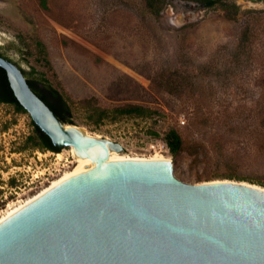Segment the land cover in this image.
I'll return each mask as SVG.
<instances>
[{
  "label": "rangeland",
  "instance_id": "obj_1",
  "mask_svg": "<svg viewBox=\"0 0 264 264\" xmlns=\"http://www.w3.org/2000/svg\"><path fill=\"white\" fill-rule=\"evenodd\" d=\"M163 1L153 14L145 0H0V55L46 80L71 125L119 143V154L163 156L189 184L264 188V2ZM126 105L148 112L96 122ZM170 129L183 140L175 157ZM33 135L24 113L0 103V214L74 167L70 148L33 146Z\"/></svg>",
  "mask_w": 264,
  "mask_h": 264
},
{
  "label": "water",
  "instance_id": "obj_2",
  "mask_svg": "<svg viewBox=\"0 0 264 264\" xmlns=\"http://www.w3.org/2000/svg\"><path fill=\"white\" fill-rule=\"evenodd\" d=\"M0 68L52 146L86 158L0 222V264H264V188L185 183L170 159L108 161L119 143L62 123L16 64Z\"/></svg>",
  "mask_w": 264,
  "mask_h": 264
},
{
  "label": "trees",
  "instance_id": "obj_3",
  "mask_svg": "<svg viewBox=\"0 0 264 264\" xmlns=\"http://www.w3.org/2000/svg\"><path fill=\"white\" fill-rule=\"evenodd\" d=\"M194 2L203 8H209L216 4L222 3L226 0H181ZM42 6L45 9L44 0H41ZM163 0H145L146 8L153 14H158L163 8ZM1 56V55H0ZM23 75L25 72L21 69ZM26 81L31 90L49 107L54 115L64 124H72L71 112L68 104L58 91L53 88L46 80H34L26 78ZM85 102H88L86 100ZM0 103L10 104L14 107L17 112L27 113L15 99L5 74V71L0 68ZM147 109L135 105H126L122 107H116L111 111L100 110L98 111V118L96 122L106 118L109 114L113 118L120 116H143L146 114ZM34 135L29 136L28 140L33 142V146L47 149L52 152H59L58 149L54 148L51 144L50 139L45 135L31 120ZM37 140V141H34ZM164 143L169 153L175 157L183 150V140L175 129H170L164 136Z\"/></svg>",
  "mask_w": 264,
  "mask_h": 264
},
{
  "label": "bare ground",
  "instance_id": "obj_4",
  "mask_svg": "<svg viewBox=\"0 0 264 264\" xmlns=\"http://www.w3.org/2000/svg\"><path fill=\"white\" fill-rule=\"evenodd\" d=\"M70 151H71L73 158H74V160H73L74 161V167L71 170L65 171L63 174H61L59 177H57L56 179L51 181L47 186L42 188L39 192L32 195L31 197H29L25 200H22L20 202L17 201V203H15L13 205H8L7 209L4 210V212H2L0 214V222L5 220L7 217L12 215L13 213L18 211L19 209L23 208L25 205H27L28 203H30L31 201H33L37 197L41 196L42 194H44L45 192H47L51 188L55 187L59 183L68 179L69 177L75 175V173L78 171V169L83 164V162L86 160V158H80V157L76 156L73 149H71ZM107 159H108V161H118V160H131V159L132 160H163L166 158H164L163 156H160L158 154L151 156L149 158H140V157H127V156H123L119 153L118 154L110 153V154H108Z\"/></svg>",
  "mask_w": 264,
  "mask_h": 264
},
{
  "label": "flooded vegetation",
  "instance_id": "obj_5",
  "mask_svg": "<svg viewBox=\"0 0 264 264\" xmlns=\"http://www.w3.org/2000/svg\"><path fill=\"white\" fill-rule=\"evenodd\" d=\"M260 1H263L264 2V0H260Z\"/></svg>",
  "mask_w": 264,
  "mask_h": 264
}]
</instances>
